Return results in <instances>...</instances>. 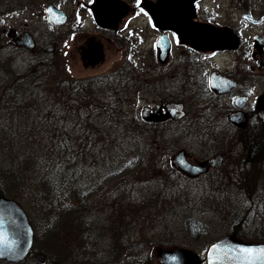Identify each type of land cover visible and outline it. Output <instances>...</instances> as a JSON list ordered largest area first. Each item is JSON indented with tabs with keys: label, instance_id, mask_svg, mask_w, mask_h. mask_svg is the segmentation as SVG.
<instances>
[{
	"label": "rangeland",
	"instance_id": "rangeland-1",
	"mask_svg": "<svg viewBox=\"0 0 264 264\" xmlns=\"http://www.w3.org/2000/svg\"><path fill=\"white\" fill-rule=\"evenodd\" d=\"M43 1L61 4L69 12L68 23L73 26V11L80 0ZM124 1L129 11L118 28L126 17L131 18L134 4L140 0ZM17 2L22 3L18 6L22 8L15 15V12L11 13L8 1L3 0L0 7V94H3L0 101L8 103L12 98V95L5 96L4 79L11 76L12 72L23 69L27 61L31 64L30 71L38 73L41 67L35 68V63L39 62L41 66L44 64L42 73H49L47 80L55 73L63 84L57 91L53 90L52 82L47 84L49 89L45 88L43 91L46 94L53 91L57 96L56 104L48 102L42 110L37 108L35 115L38 113L42 117H51L50 109L58 107L68 113L64 118L65 123L69 121L68 123L77 124L80 106L91 107L96 111L101 106H119L124 113H132L135 123L133 121L129 125L128 135L122 138L125 141L119 143L120 147H112L109 152H97L95 149V153L88 152L80 158L82 173L88 175V178L91 176L94 183H99L98 189L94 190L84 206L88 208L87 213L93 215L92 221L97 222L86 227L87 230L90 229V233H84L85 227L79 222L69 234H64L60 228L57 239H53V236L49 238L41 207L32 202L27 192L22 191L17 195L14 193V199L19 198L15 200L23 207L33 226L34 244L31 252L22 260H0L3 261L0 264H55L56 261L58 264H160L156 256L157 248L185 247L204 257L208 244L222 235L234 234L247 241L264 242V195L260 196L264 192V155L256 156L253 160H248L245 156L246 141L242 134L249 127L246 126V116L244 125L237 124L240 129L220 121V112L213 117L215 126L208 123L207 111L203 110L204 105L201 103L205 95L196 86L201 84L203 76L198 68L200 64L206 59L211 67L225 63L228 61L227 53L199 52L198 65L188 55L186 61L188 62L189 57L190 64L192 61L196 65H191L195 70H189L188 73L180 63H168L165 65L167 69H164L153 62L150 46L153 32L147 26L143 27L145 21L141 17H135L131 23L142 26L143 33L133 32L134 37L126 41L119 35V31L116 35L111 32L115 37L106 41L105 36L109 32H104L103 29L92 31L85 27L72 31L67 26L57 27L49 20L46 21L45 15L39 14L40 0ZM195 3L194 18L206 22L231 24L241 12L240 8H235L233 0H197ZM12 18L29 25L36 45L29 47L24 43V47L11 43L7 29L13 22ZM70 26L68 25L69 28ZM3 27L7 29L2 31ZM125 32L129 33L128 30ZM88 36L95 37L104 47L103 57L95 62L84 61L81 57L79 45L85 44ZM125 45L127 53L123 55ZM178 47L173 48L178 51ZM47 62L54 64L57 71H52L50 65L47 69ZM173 65L176 69L174 74H170ZM114 70H122L125 78L112 76L110 71ZM96 77L108 80L105 86H95L96 96L113 98L116 104L110 102L103 105L101 101L93 104L90 102L92 100L87 103L86 98H80L82 93L88 91L81 92L77 89L79 80L96 81ZM77 79L79 80L75 83ZM70 80L73 88L71 92H66L69 88L64 82ZM263 91V86L258 85V95ZM90 98L93 99V94ZM228 98L226 96L221 101H227ZM157 100L180 101L185 104V117L176 122L169 120L159 124H142V105L154 106ZM215 101L221 102L217 98ZM19 105L21 110L17 114L13 112L14 106L11 107L12 113L5 104L0 106V110H3L0 114L2 125L14 128L31 122L33 112L28 110L29 103L26 101V104ZM225 109L221 110L222 118H225L228 111ZM213 113L216 114V111ZM237 113L238 111L235 114ZM42 117H39L41 121ZM58 120L65 125L61 117ZM91 120L94 125L100 124L97 119ZM252 128H255L254 132H259L264 144V107L252 113L251 130ZM73 138L78 140L75 135ZM4 149L0 152L1 155L11 156L6 151L7 148ZM178 149L197 159L210 157L216 152H221L224 158L219 166L209 171L186 176L170 162L172 152H178ZM25 179L29 178L25 176ZM248 190L258 194L248 193ZM83 203L84 201L77 200L72 207L80 208ZM55 209L57 210V206L51 205L49 210L53 212ZM197 226L200 229L195 230ZM191 229H194L193 232ZM37 251L44 254L41 261L36 260Z\"/></svg>",
	"mask_w": 264,
	"mask_h": 264
},
{
	"label": "flooded vegetation",
	"instance_id": "flooded-vegetation-1",
	"mask_svg": "<svg viewBox=\"0 0 264 264\" xmlns=\"http://www.w3.org/2000/svg\"><path fill=\"white\" fill-rule=\"evenodd\" d=\"M2 1L0 0V7L2 6ZM6 1L9 3L11 13L15 12V15L20 12L22 7L19 8L18 6L22 3L18 4L17 0ZM196 1L140 0L134 4L131 18L129 16L126 17L120 28H118V24L129 11L127 3H124V0H80L73 11V26H70L68 23L70 19L69 12L61 4L56 5L40 0L38 10L40 15H45L47 21V5L53 4L63 11L65 15L64 20L57 27L64 25L72 31L85 27L92 29V31L103 29L104 32H109V35L105 36L106 41H110L112 37H115L117 31L124 38L123 40L126 41L134 37L132 35L133 32L137 34L143 33L142 26L131 23L135 17H141L145 21L143 27L147 26L153 32V40L150 43L153 62L164 69H167L165 65L168 63H180L188 73L189 70H195L192 66L195 67L199 64L197 59L200 56L197 53H227L228 61L225 63L211 67L206 59L198 67L199 71H202L201 74L203 76L201 84L196 86L205 95V99L201 101L204 105L203 110L207 111L206 118L208 123L211 122V126H215L213 117L217 116L218 112H220V121L223 120L231 127L240 129V126L229 120V116L235 114L237 111L239 112V110L245 113L247 119L246 126H250L252 124V113L264 107V91L260 95L256 92L258 85H262L264 89V0H233L235 8H240L241 12L238 13L236 18L234 17V22L231 24H220L218 21H214L213 23L196 20L194 18L196 16ZM23 5L28 4L23 3ZM117 6H120V8ZM81 14L83 15L81 16ZM12 21L8 29L6 27L2 28V31H5V28L9 31L11 43L25 47L24 41L26 36L32 41L33 45H36L35 38L33 39L32 34H30L31 28L29 25L23 22H16L14 18H12ZM249 27L250 30H248ZM125 30H128L129 33L125 32ZM111 32L115 35H111ZM165 41L170 44V48L167 50L166 55L161 58L158 43ZM175 46H179L178 51L173 48ZM79 49L84 61L95 62L101 56L103 57L104 47L93 36L89 37L85 44L81 43ZM126 53L125 45L123 55ZM188 55L193 57L196 65L192 61L190 64L189 57L188 62L186 61ZM175 69L176 67L173 65L169 71L170 74H174ZM119 71L114 70L110 71V73L119 79L125 78V73L123 74L122 70ZM210 75H213V77L219 76L218 80L212 83V86L209 81ZM226 96L229 97L227 101H221ZM216 98L220 99L221 102H216ZM222 107H225L228 111ZM171 108H174L175 111L170 112L169 109ZM185 108V104L172 100L169 102L157 100L154 106L143 104L141 107L142 112L144 111V114H141L142 124H159L169 120L175 122L181 121L186 115ZM223 109L227 111L225 118H222L223 113L221 110ZM214 111H216V114L213 113ZM180 113H182L181 116H179ZM152 114L159 115V117L146 116ZM253 122L257 121L253 120ZM251 139L252 143H257V139ZM255 144L253 150L251 149V155L249 153L252 160L256 156L264 155V146H256ZM176 151H173L172 154ZM218 154L223 156L221 152H216L210 157L197 159L185 152V157L189 161L197 163L200 160H206ZM217 166H219V163L217 165H210L206 171Z\"/></svg>",
	"mask_w": 264,
	"mask_h": 264
},
{
	"label": "trees",
	"instance_id": "trees-1",
	"mask_svg": "<svg viewBox=\"0 0 264 264\" xmlns=\"http://www.w3.org/2000/svg\"><path fill=\"white\" fill-rule=\"evenodd\" d=\"M53 60L51 59V61ZM35 65V68L41 67V69L44 66V64L41 66L39 62H36ZM49 65L53 68L52 71H57L56 66L49 62L45 67L49 69ZM30 67L31 64L27 61L23 69H20L19 72H12L11 76L3 81L5 96L11 97L12 95L13 99L10 98L8 103L0 101V106L5 104L11 113L13 111L11 107L14 106L13 112L17 114L21 110L19 103L26 104L27 101L29 103L28 110H32L33 118L27 125L23 127L17 125L14 128L4 126L0 121V152L7 148L6 151L11 153V156L5 155L4 157L0 153V196L14 199L16 197L14 193L17 195L22 191L27 192L32 202L37 203L41 207V213H44V221L46 218V223H44L49 238L53 236V239H57L60 228L64 234H69L76 228L75 224L78 225L79 222L83 223V227H85L84 233L87 231L89 234L90 229L87 230L86 227L89 228L90 224L95 225L97 222L92 221L93 215L87 213L89 212L88 208L84 206L87 205V200L94 190L98 189L99 183H94L91 176L88 178V175L82 173V159L80 158H83V154L88 152L95 153L96 150L97 152L102 150L109 152L112 147H120L119 143H124L125 139L122 138L128 135L129 125L133 124V121L135 123V119H133L132 113H124L119 106L117 108L101 106L97 111L91 107L80 106L77 111L79 119L77 124L68 123L69 121L65 123L64 118L68 113L58 107L50 109L51 117L47 115L42 117L38 113L35 115L38 111L37 108L42 110L48 102L56 104L57 96L53 91L47 94L43 91L48 88L47 84L52 82L53 90L57 91L63 83L58 74L54 73V76L47 80L49 73L43 74L44 69H38V73L37 71L33 73L30 71ZM96 79V81L88 79L75 81L77 83L79 80L78 90L88 91L82 93L80 98H86L87 103L92 100L90 102L93 104L97 101H101L103 105L110 102L116 104L113 98L96 96L97 88L95 86L98 84L105 86L108 81L106 78L96 77ZM64 84L69 88L66 92H71L73 88L71 80ZM91 94H93V99L90 98ZM2 95L0 94V96ZM2 111L0 110V114ZM24 113L27 112L24 111ZM39 117H42V121ZM60 117L65 125L59 123L58 118ZM91 119L99 120L100 124L94 125ZM254 129L251 130L250 125L242 134L246 141L244 143L245 156L248 160L249 153L255 144L252 143L251 138L257 139L256 146H264L260 140L259 132L257 130L254 132ZM263 133L261 132V135ZM74 135L78 137V140L73 138ZM25 176L29 179L26 180ZM249 192L258 194L251 190H248ZM262 195L264 192L260 196ZM15 199L19 200V198ZM77 200L84 201V203L82 207L74 209L72 204ZM258 200L260 201V199ZM51 205L57 206V210L51 212L49 210ZM49 214L51 215L49 216ZM196 228L195 230L200 229L199 226ZM193 230L191 229L192 232ZM2 262L0 261V263Z\"/></svg>",
	"mask_w": 264,
	"mask_h": 264
},
{
	"label": "water",
	"instance_id": "water-1",
	"mask_svg": "<svg viewBox=\"0 0 264 264\" xmlns=\"http://www.w3.org/2000/svg\"><path fill=\"white\" fill-rule=\"evenodd\" d=\"M47 17L54 24H60L65 15L53 4H48ZM24 43L29 47L33 46L32 41L26 36ZM158 47L160 57L163 58L170 44L166 41L159 42ZM218 77L210 76L211 86L214 81L218 80ZM169 111L174 112L175 109L171 108ZM154 114L146 116L159 117ZM229 119L242 126L245 123V114L239 111L237 114L229 116ZM221 159V154H218L207 160L193 163L186 159L183 150H179L171 156L172 164L189 176L206 171L210 165H217ZM32 241L33 229L23 208L14 199L0 196V259L12 262L23 259L28 254ZM156 255L160 264H202L198 253L184 247L158 248ZM36 256L40 260L44 258L42 252H37ZM204 260L205 264H264V242H246L233 234L227 235L209 244ZM55 264L58 262L56 261Z\"/></svg>",
	"mask_w": 264,
	"mask_h": 264
}]
</instances>
